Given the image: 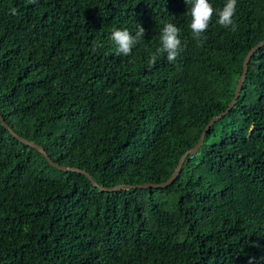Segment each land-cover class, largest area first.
I'll return each instance as SVG.
<instances>
[{"label":"trees","instance_id":"1","mask_svg":"<svg viewBox=\"0 0 264 264\" xmlns=\"http://www.w3.org/2000/svg\"><path fill=\"white\" fill-rule=\"evenodd\" d=\"M221 10L226 0H209ZM185 0H0V114L100 185L162 183L233 98L264 39V0L214 12L203 46ZM16 9V13H12ZM182 51L160 54L164 24ZM145 36L118 55L111 31ZM103 45L94 54L92 43ZM264 264V45L232 108L167 187L102 191L0 123V264Z\"/></svg>","mask_w":264,"mask_h":264},{"label":"clouds","instance_id":"2","mask_svg":"<svg viewBox=\"0 0 264 264\" xmlns=\"http://www.w3.org/2000/svg\"><path fill=\"white\" fill-rule=\"evenodd\" d=\"M31 3H36V0H30ZM187 5H190L188 14L191 16V22L189 28L193 39L197 41L198 46H203V42L207 37L204 35L209 27L214 12L218 15L216 23L225 29H230L232 32L237 30V25L234 22L233 17L236 13L237 0H226L225 5L221 10H214L213 6L209 3V0H185ZM16 9H12V13H16ZM145 36V29L139 24L135 35L131 34L127 29L113 28L111 31V41L116 46V52L118 55L130 56L133 48L142 40ZM180 29L173 23L167 22L160 33L161 46L156 49L154 53L148 58V64L150 67L155 66L158 56L160 54H167V60L169 62L176 61L180 52L183 50L181 47ZM103 45L93 41L91 51L95 54L99 48ZM251 264V261H250Z\"/></svg>","mask_w":264,"mask_h":264},{"label":"water","instance_id":"3","mask_svg":"<svg viewBox=\"0 0 264 264\" xmlns=\"http://www.w3.org/2000/svg\"><path fill=\"white\" fill-rule=\"evenodd\" d=\"M262 45H264V39L262 41H260L259 43H257L256 45H254L248 52L247 54L245 55L244 57V60H243V64H242V73L240 75V77L238 78L237 80V84H236V87H235V90H234V95H233V98L232 100L230 101V103L228 104V106L226 107V109L222 112H220L219 114L213 116L209 122L206 124L204 130L202 131V133L200 134V137L198 139V141L195 143L194 146H192L191 148H189L188 150H186L178 159V162L176 164V167L174 168L173 172L171 173V175L168 177V179L162 183H146V184H139V185H130V184H119V185H115V186H111V187H105L103 185H100L98 184L90 175L88 172L80 169V168H77V167H73V166H64V165H60L56 162H54L49 156L48 154L46 153L45 149L33 142V141H30L22 136H20L19 134H17L3 119V117L1 116L0 114V123L2 124V126L8 130V132L14 137L16 138L17 140H19L20 142L26 144V145H29L33 148H35L36 150H38L42 155L43 157L46 159V161L53 167L59 169V170H63V171H75V172H79V173H82L83 175H85L89 180L90 182L92 183L93 186L95 187H98L100 190L102 191H113V190H116V189H120V188H136V187H143V188H147V187H167L168 185H170L175 177L178 175L179 171H180V168L185 160V158L190 155V154H193L195 153L198 148L200 147L202 141H203V138H204V134L206 133V131L210 128L211 125H213L217 120H219L222 116H224L231 108L232 106L234 105L235 103V100L236 98L239 96V93L241 91V88H242V85H243V82L245 80V76H246V72H247V67H248V62L250 60V57L254 54V52L260 48Z\"/></svg>","mask_w":264,"mask_h":264}]
</instances>
